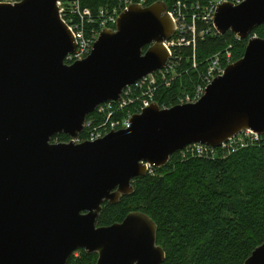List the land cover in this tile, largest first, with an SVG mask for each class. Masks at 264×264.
I'll return each mask as SVG.
<instances>
[{
    "label": "water",
    "instance_id": "obj_1",
    "mask_svg": "<svg viewBox=\"0 0 264 264\" xmlns=\"http://www.w3.org/2000/svg\"><path fill=\"white\" fill-rule=\"evenodd\" d=\"M166 10L132 5L69 65L76 42L57 0L0 4V264H68L81 249L98 254L97 264H163L153 218L132 211L98 226L104 203L132 194L144 163L161 168L191 144L218 148L244 130L264 134V39L250 38L264 24V0H246L217 10V30L248 43L197 103L154 102L131 127L97 141L52 143L77 138L97 107L165 66L163 43L175 29ZM245 264H264V243Z\"/></svg>",
    "mask_w": 264,
    "mask_h": 264
},
{
    "label": "trees",
    "instance_id": "obj_2",
    "mask_svg": "<svg viewBox=\"0 0 264 264\" xmlns=\"http://www.w3.org/2000/svg\"><path fill=\"white\" fill-rule=\"evenodd\" d=\"M119 1L81 0V6L96 14L99 8H110ZM156 1L159 0H148L149 3ZM179 1L187 7L206 2ZM86 27L88 32L97 24ZM197 28L198 32L206 30L203 22H198ZM252 34L264 39V24L255 27ZM247 43L248 40H239L228 31L198 37L196 47L191 43L176 48L175 74L168 76L170 85L159 78L152 86L154 102L161 108L178 105L179 99L192 95L202 81L213 54L232 46L233 59L237 61L244 55ZM147 90L146 85L134 89L132 97L138 99L126 106L114 105L112 118L121 119L125 113L134 111L138 102L147 97L143 94ZM87 118L93 121V126L106 122L98 110ZM57 137L60 142L69 139L65 134ZM133 186V193L122 196L118 203H104L97 224L110 226L121 222L132 211L147 213L158 226L157 243L166 252L163 264H245L264 243V139L214 159L212 155L182 158L177 152L166 166L156 168L154 174L136 178ZM97 260L98 254L81 249L70 257L68 264H97Z\"/></svg>",
    "mask_w": 264,
    "mask_h": 264
},
{
    "label": "built area",
    "instance_id": "obj_3",
    "mask_svg": "<svg viewBox=\"0 0 264 264\" xmlns=\"http://www.w3.org/2000/svg\"><path fill=\"white\" fill-rule=\"evenodd\" d=\"M21 1L22 0H0V4H16ZM166 1L168 0L156 1L163 2L167 5L166 13L172 19L175 27L172 38L163 43L169 53V59L165 66L162 69L151 73L141 78L134 84L124 88L119 100L106 102L97 107L96 110L106 117V122L102 126H93V121L91 119L88 120L87 118L84 124V130L78 135V137H68L69 139L64 141L65 143L70 141H73L74 143H82L85 141L94 142L105 137L111 132L131 127V120L133 116L135 114L142 113L145 108L154 103L153 92L155 89L152 86L157 84L159 78L166 80L167 85H170L168 76L175 74L176 66L178 65L177 58L174 55L176 48L190 46L191 43H194V47H196L197 38H203L205 34H209L211 36L218 34L222 35L217 30L215 25V17L219 6L224 3H230L237 6L246 0H206L205 4H200L198 2L192 4L191 7H187L186 4H183V2L179 0L177 2L168 1L169 5ZM134 4L147 7L152 3H149L148 0H120L117 5L110 8L108 6L107 8H99L98 13L95 14L89 8H82L81 0H57L60 17L63 22L67 24L76 42V50L74 53L67 56L66 63L71 65L88 57L92 52L94 44L99 38L101 32L106 28L115 30L120 15L129 10V8ZM198 22H203L206 30L198 32ZM89 24H97V27H91L89 31L86 32V26ZM235 36L237 39L242 40L236 34ZM251 37H257V35L251 33L250 38ZM189 38H192V40H189ZM231 47L232 46H229L224 52L213 54L210 57L209 66L206 73L202 76V81L196 86L192 95L187 94L179 99L180 105L197 103L206 94L207 87L217 77L222 76L225 73L228 65L235 62L231 52ZM193 66L195 68L197 67L196 55H194ZM145 85L148 87V92L145 91L146 93L143 94L147 97L138 102V106H136L134 111H129L125 113L121 119L114 120L112 118L114 105H121L122 107L126 106L128 103H134V101L138 99H136L135 96L132 97L134 89L143 88ZM241 137H243V142L239 141ZM53 139L54 143H62L57 135ZM263 139L264 134L254 132L252 130H244L237 136L229 139L221 147L215 148L207 144L195 143L186 146L178 152H180L182 158H187L190 155L200 157H210V155H212V158L214 159L218 155L224 156L226 154L233 153L240 148L261 142ZM144 164L147 166L148 173H155L156 168L148 163Z\"/></svg>",
    "mask_w": 264,
    "mask_h": 264
},
{
    "label": "rangeland",
    "instance_id": "obj_4",
    "mask_svg": "<svg viewBox=\"0 0 264 264\" xmlns=\"http://www.w3.org/2000/svg\"><path fill=\"white\" fill-rule=\"evenodd\" d=\"M239 141H240V142H243V137H241V138L239 139ZM76 252H78V251H76ZM76 252H75V253H76ZM77 254H78V253H77Z\"/></svg>",
    "mask_w": 264,
    "mask_h": 264
}]
</instances>
